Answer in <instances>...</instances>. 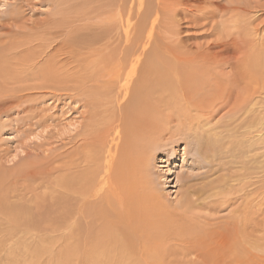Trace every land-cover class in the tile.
<instances>
[{"label":"rangeland","instance_id":"1","mask_svg":"<svg viewBox=\"0 0 264 264\" xmlns=\"http://www.w3.org/2000/svg\"><path fill=\"white\" fill-rule=\"evenodd\" d=\"M139 1L0 0V264H264V0ZM145 106L119 200L100 136Z\"/></svg>","mask_w":264,"mask_h":264},{"label":"bare ground","instance_id":"2","mask_svg":"<svg viewBox=\"0 0 264 264\" xmlns=\"http://www.w3.org/2000/svg\"><path fill=\"white\" fill-rule=\"evenodd\" d=\"M144 1L145 0H140L139 1V5L140 6H138V7H141L143 4H144ZM127 4V3H126ZM144 7H142V9H143ZM138 10H139V8H137ZM141 9V10H142ZM130 10V9H129ZM122 11L121 10H119V13H121ZM130 16V15H129ZM127 17L126 19H125V21H124V26L125 27H127V29H125L126 31H130L131 30V28L133 27V25L134 24H132L131 23V21H130V17ZM121 17V16H120ZM132 19V18H131ZM113 20V19H112ZM111 21V20H110ZM122 22V21H121ZM123 23V22H122ZM101 27V26H100ZM109 28V27H108ZM104 30V29H103ZM107 30H104L103 32H106ZM110 32V31H109ZM141 33H143V32H141ZM104 34V33H103ZM126 34V33H125ZM107 35V34H106ZM134 36V35H133ZM125 37H127V36H125ZM101 38H103V37H101ZM100 39V38H99ZM104 39H106L105 37H104ZM104 39H102V40H104ZM110 39V38H109ZM128 40V39H127ZM130 40V39H129ZM128 40V41H129ZM93 41V40H92ZM135 41V40H134ZM102 42V41H101ZM113 42V41H112ZM137 42V41H136ZM104 44H105V42H104ZM103 44V45H104ZM129 44H130V42H129ZM128 44V45H129ZM142 44V43H141ZM140 43H139V45H141ZM106 45V44H105ZM144 46V45H143ZM139 47H141V46H139ZM145 48V47H144ZM138 56H140V55H138ZM142 57V56H141ZM138 59V58H137ZM112 61V60H111ZM133 61V60H132ZM131 62V61H130ZM134 62V61H133ZM146 62V61H145ZM114 63V62H113ZM122 63V62H121ZM121 63L120 62H118V64H117V66H121ZM100 64V63H99ZM112 64V63H111ZM132 64V66H131V71H132V75H133V77L131 76V77H129L130 76V73H129V71L125 74V78H126V82L124 83V81H123V85H122V87L125 89L124 90V94L125 95H130V94H133V98H135V99H138L139 98V94H140V92L138 91V88H140L139 86L137 87V89L135 88V90H134V93H132V89H134L132 86H134L132 83H133V81H134V79H135V76H136V74H137V69L136 68H138V64H133V63H131ZM153 65V64H152ZM203 65H201V67H202ZM105 67H107V65L105 66ZM122 67V66H121ZM163 67V66H162ZM204 67V66H203ZM123 68V67H122ZM121 68V69H122ZM113 69V68H112ZM115 69H116V67H115ZM124 69V68H123ZM139 69V68H138ZM158 69V68H157ZM74 70V69H73ZM127 70V69H126ZM136 70V71H135ZM143 70H144V68H143ZM160 70V69H159ZM202 70V69H201ZM116 72H119L118 70H116ZM120 72H121V70H120ZM125 72V71H124ZM124 72H122V73H124ZM111 73V72H110ZM114 73V72H113ZM144 74V73H143ZM115 75V73L112 75V77ZM119 75H120V73H119ZM165 75V74H164ZM177 75L178 74H176L175 76L177 77ZM180 76V75H179ZM185 76V75H184ZM117 77V76H116ZM172 77V76H171ZM170 77V78H171ZM143 78V77H142ZM118 80V79H117ZM179 80V79H178ZM224 81V80H223ZM141 82H142V80H141ZM174 82V81H173ZM175 82L177 83V80L175 79ZM178 82H180L181 83V81L179 80ZM184 82V81H183ZM181 83V84H184V83ZM108 83V82H107ZM138 84V83H137ZM175 84V83H174ZM177 84H179V83H177ZM193 84V83H192ZM138 85H140V84H138ZM144 85V81H143V83H142V86ZM159 85H161V84H159ZM168 85H169V83H168ZM108 86V85H107ZM141 86V87H142ZM145 86V85H144ZM165 87V86H164ZM67 88V87H66ZM95 88V87H94ZM148 88V87H147ZM189 87H187V89H188ZM214 88V87H213ZM71 89V88H70ZM117 89V88H116ZM142 89V88H141ZM72 90V89H71ZM82 90V89H81ZM95 90V89H94ZM119 90V89H118ZM117 90V91H118ZM199 90V89H198ZM212 90V89H211ZM121 91V90H120ZM149 91V90H148ZM182 91V90H181ZM188 91V90H187ZM215 91V90H214ZM85 92V91H84ZM138 92H139V94H138ZM145 92V91H144ZM100 93V92H99ZM110 93V92H109ZM121 93H122V91H121ZM189 93H191L190 91H189ZM185 94H186V92H185ZM120 95V94H119ZM124 95V96H125ZM148 95V94H147ZM221 95V94H220ZM122 96V95H121ZM123 96V97H124ZM158 96V95H157ZM173 96V95H172ZM181 96V95H180ZM193 96V95H192ZM207 96V95H206ZM218 96V95H217ZM118 97V96H117ZM128 97V96H127ZM141 97V96H140ZM174 97V96H173ZM173 97H172V99H173ZM211 97V96H210ZM142 98V97H141ZM179 98V97H178ZM183 98V97H182ZM116 100H118L117 98H115ZM125 99H126V96H125ZM181 99V98H180ZM188 99V98H187ZM203 99V98H202ZM211 99V98H210ZM95 100V99H94ZM91 101H92V99H91ZM105 101V100H104ZM146 101H147V103L148 102H150V101H153V99H149V98H146ZM134 102L135 101H133V104H134ZM205 102V101H204ZM121 103V102H120ZM146 103V104H147ZM154 103V102H153ZM118 104V103H117ZM137 105V104H136ZM135 104H134V106H136ZM107 107V106H106ZM109 107V106H108ZM114 107H116V106H114ZM154 108V107H153ZM109 109V108H108ZM112 109V108H111ZM190 109V108H189ZM189 109H188V111H187V113L189 114V113H191L192 111H189ZM144 110V111H143ZM176 110V109H175ZM180 110V109H179ZM191 110V109H190ZM89 111V110H88ZM103 111V110H102ZM153 111V110H152ZM159 111H161L160 110V108H159ZM163 111V110H162ZM106 112V111H105ZM131 112H132V114H134V115H140V117H143L144 118V125L142 126V127H140L141 128V131H140V129H139V126H138V129H136V131L134 132V133H132L134 130H133V128H131L132 129V131H128V129L127 128H129V126H130V124H129V126L126 128V126H125V124L124 125H122V124H118L117 126H116V128H115V132H114V135L112 136V137H110V135H111V133H110V129H106V131H104V132H106V133H104V132H102L101 130L103 129V127H100L99 126V130H98V132H101V133H104V135H103V137H101L100 136V143H101V145L103 146V147H105L106 146V150L104 151V154L105 155H103V158H104V160H105V164H104V166H106L107 167V169H106V171H105V174L108 176V178L106 177V178H104V179H106V182H108L109 184H110V187L112 188V191L113 190H115L116 191V196H117V194L119 195V200H121V199H123V197H122V195H126L128 192L130 193L131 191H133L135 188H136V186L137 185H139L140 184V186H142V182H141V180H142V177H141V174L140 173H142V168H141V166L138 164V165H133V161L135 160H142V159H144V161H145V159H149V154H148V149H150V146L152 145V146H154L155 147V144H158L157 142L162 138V136L163 135H165L166 133H164L163 131H162V128L161 129H159V125L161 124V122L160 121H158L157 122V120H151V121H148V118H151V117H153V115H152V113L153 114H155V115H157L156 114V112L154 113V112H151L150 111V109H147V107L145 106L144 108H142V110H131ZM115 113V112H114ZM120 113V112H119ZM163 113V112H162ZM168 113V112H167ZM199 113V112H198ZM89 114V113H88ZM116 114V113H115ZM181 114V113H180ZM90 115V114H89ZM100 115V114H99ZM105 115H106V113H105ZM113 115V114H112ZM160 115V114H159ZM93 116V115H92ZM131 116V115H130ZM161 116H164V115H161ZM183 117H186V116H188V115H182ZM191 116V115H190ZM115 117V116H114ZM113 117V118H114ZM119 117V116H118ZM133 117V116H132ZM139 117V120H138V125H140V123H142V118H140ZM182 117V118H183ZM189 117V116H188ZM92 117H90V119H91ZM96 118V117H95ZM94 117L92 118L93 120L95 119ZM134 118H136V117H134ZM179 119H178V122L177 123H182L181 122V118L180 117H178ZM127 119V118H126ZM154 119V118H153ZM171 119H173V118H171ZM93 120H92V122H93ZM104 120V119H103ZM123 120V119H122ZM150 120V119H149ZM159 120V119H158ZM97 121L98 120H94V124H96L97 123ZM102 121V120H101ZM105 121V120H104ZM117 121V120H116ZM134 121V120H133ZM154 121H156V122H154ZM171 121V120H170ZM106 122V121H105ZM110 122V121H109ZM117 122H119V121H117ZM125 122H126V120H125ZM135 122H137V121H135ZM78 123V122H77ZM102 123H103V121H102ZM123 123V122H122ZM127 123V122H126ZM185 123V122H184ZM106 124V123H105ZM137 124V123H136ZM189 125V123H185V127L187 126V125ZM192 123L190 122V125H191ZM86 125V124H85ZM99 125H100V122H99ZM103 125V124H102ZM127 125V124H126ZM131 125H133V124H131ZM166 125H168V124H166ZM91 126H92V123H90L89 125H87L86 126V130H87V133H86V135H84V136H87L88 138H83L82 137V139L80 140V143H78L79 145H82V147L84 146L85 148V151H86V153L88 154V153H90V151H91V147H92V145H93V143H94V141H95V135H94V133L93 132H91V131H93V129L91 130ZM125 126V127H124ZM134 126V125H133ZM137 126V125H136ZM162 126V125H161ZM169 127L168 128H171L172 126H170V125H168ZM174 126V125H173ZM109 127V126H108ZM112 127V126H111ZM110 127V128H111ZM132 127V126H131ZM166 127V126H165ZM164 128V127H163ZM130 129V128H129ZM97 132V131H96ZM199 132V131H198ZM84 133V134H85ZM197 133V132H196ZM195 133V134H196ZM200 133V132H199ZM199 133H198V136H199ZM169 134V133H168ZM198 140V139H197ZM98 141V140H97ZM95 143H96V141H95ZM115 146H114V145ZM113 146H114V148H113ZM131 146H132V148H131ZM88 147H90L89 149H88ZM80 148V147H79ZM112 148L114 149V152H113V150H112ZM131 148V149H130ZM83 149V148H82ZM87 149H88V151H87ZM130 149V150H129ZM134 149V150H133ZM84 151V152H85ZM103 151V150H102ZM116 151H118V158H117V156H116ZM129 151L131 152L132 151V154L130 155V158L128 157V164L126 165L127 166V169H125L126 170V174H125V172L124 173H122V172H116V169L120 166V165H124V162H123V160H122V157H123V154H124V152L125 153H127V156H128V154H129ZM97 152V151H96ZM86 154V155H87ZM97 157V156H96ZM124 158V157H123ZM126 158V157H125ZM161 159H164V158H161ZM79 160V159H78ZM76 161H77V159H76ZM87 161V160H86ZM98 161V160H97ZM136 163V162H135ZM137 164V163H136ZM74 167H76L77 168V166H79V163H75V165H73ZM103 166V165H102ZM103 166V167H104ZM113 166H115V169L113 170ZM102 167V168H103ZM131 167H133L134 169H133V171H132V168ZM105 168V167H104ZM98 169V168H97ZM144 169V168H143ZM119 170V169H118ZM136 170H138V175L136 176V174L134 173V171H136ZM123 171V170H122ZM33 172V171H32ZM104 172V171H103ZM144 172V171H143ZM80 173V172H79ZM118 173H122L121 174V178H124V180H121V181H117L116 179H118L119 177H117L116 175L118 174ZM102 174V173H101ZM125 174V175H124ZM93 176V175H92ZM103 176H104V174H103ZM103 178V177H102ZM88 179V178H87ZM151 183H150V179L149 178H144V187L146 186V185H150ZM112 185H114L113 187H112ZM115 185L117 186V187H115ZM102 188V187H101ZM99 189V188H98ZM81 191V190H80ZM111 191V192H112ZM99 193V192H98ZM128 195V194H127ZM146 197H149L148 195L146 196ZM150 197H152V196H150ZM122 203V202H121Z\"/></svg>","mask_w":264,"mask_h":264}]
</instances>
